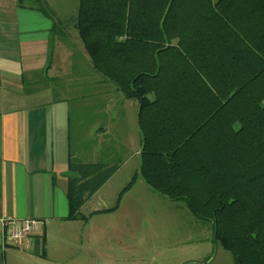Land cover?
<instances>
[{
  "label": "trees",
  "instance_id": "trees-1",
  "mask_svg": "<svg viewBox=\"0 0 264 264\" xmlns=\"http://www.w3.org/2000/svg\"><path fill=\"white\" fill-rule=\"evenodd\" d=\"M17 5L51 19V52L74 28L93 87L135 101L145 186L209 222L233 264H264V0H78L64 17ZM117 168L70 151L66 218L116 210L136 174L112 207L81 213Z\"/></svg>",
  "mask_w": 264,
  "mask_h": 264
},
{
  "label": "crops",
  "instance_id": "crops-1",
  "mask_svg": "<svg viewBox=\"0 0 264 264\" xmlns=\"http://www.w3.org/2000/svg\"><path fill=\"white\" fill-rule=\"evenodd\" d=\"M5 1L0 0V215L42 218L45 224L19 245L4 240L0 228V264H100L89 245L97 238L85 232L93 230L94 217L113 211L87 220L66 218L68 153L82 162L118 164L82 205L81 213L112 207L113 194L105 186L127 161L120 157L126 142L125 129L117 126L121 117L88 127L81 110H69L72 91L93 87L78 36L66 29L64 36L55 39L64 48L67 65L50 71L51 19L17 3L8 8ZM77 112L80 117L75 115L73 120L71 114ZM110 135L112 143L105 149L101 141Z\"/></svg>",
  "mask_w": 264,
  "mask_h": 264
},
{
  "label": "rangeland",
  "instance_id": "rangeland-1",
  "mask_svg": "<svg viewBox=\"0 0 264 264\" xmlns=\"http://www.w3.org/2000/svg\"><path fill=\"white\" fill-rule=\"evenodd\" d=\"M45 2L57 16L64 17L76 13L78 0ZM3 3L12 8L17 0ZM29 3L31 0H26V5ZM72 33L77 36L74 28ZM53 48V67L50 71L57 65H67L64 48L58 42ZM94 76V79L99 80L97 75ZM106 85L72 91L66 102L69 110H81L79 114H83L88 127H98L111 117H121V126H117L125 129L126 142L123 143L120 157L123 161L125 156L127 161L105 186V190L113 194L111 206L118 191L130 181L139 167L140 134L136 124L135 101L125 99L112 84ZM71 115L73 120L75 115L76 118L80 117L78 112ZM111 140L110 135L101 141L105 149L112 143ZM136 173L134 183L120 199L119 207L108 215L94 217L91 224L93 230L88 228L85 232L86 236L90 234L89 237L98 239V242L96 239L94 244L89 245L97 253L100 264H233L231 254L214 243L209 222L193 216L183 202L167 200L150 191L138 170ZM86 251L84 249L82 254ZM102 251L105 254L103 256Z\"/></svg>",
  "mask_w": 264,
  "mask_h": 264
},
{
  "label": "built area",
  "instance_id": "built-area-1",
  "mask_svg": "<svg viewBox=\"0 0 264 264\" xmlns=\"http://www.w3.org/2000/svg\"><path fill=\"white\" fill-rule=\"evenodd\" d=\"M45 224L42 218H23L0 215V228L4 240L13 245H19L24 238L32 234L35 230L41 229Z\"/></svg>",
  "mask_w": 264,
  "mask_h": 264
}]
</instances>
